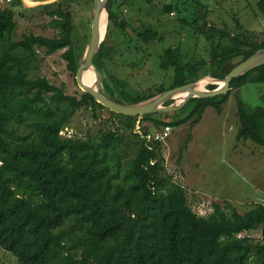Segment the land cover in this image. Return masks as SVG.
I'll return each mask as SVG.
<instances>
[{"label":"trees","instance_id":"trees-1","mask_svg":"<svg viewBox=\"0 0 264 264\" xmlns=\"http://www.w3.org/2000/svg\"><path fill=\"white\" fill-rule=\"evenodd\" d=\"M127 3L110 0L106 38L92 60L103 93L117 100H146L205 73L221 78L264 47V40L238 20L234 30L209 22L207 3L195 0L192 20L180 14L175 18L181 27H194L197 38L205 35L206 56L187 55L181 33L176 44L158 54L162 79L145 91L131 92L127 80L108 69L109 62L122 52L123 44L145 52L146 45L163 37L152 25H136L125 17L122 9ZM45 4H59L49 13L60 33H31L21 40L12 39L17 27L14 4L0 6V248L15 255L17 264H264V205L259 202L239 213L230 202L214 203L210 212L198 214L186 188L168 172L160 151L163 141L148 146L136 131L138 120L144 135L152 128L187 121L193 127L208 105L221 113V102L231 89L218 101L194 96L189 113L177 123L154 113L139 119L140 115L111 109L105 119L99 111L106 107L91 94L72 95L45 76L29 74L41 49L46 54L64 49L66 67L75 75L88 40L86 35L81 46L75 44L74 13L62 6V0L24 9L36 11ZM256 6L264 12V0H257ZM160 10L163 15L186 12L177 1L161 4ZM111 23L124 35L113 43L107 41ZM127 36H135L140 44L126 43ZM96 77L93 70L94 83ZM254 80L264 82V64L233 79L231 88ZM82 108L101 126L84 135L62 134ZM237 117V140L264 145V104L251 107L239 98ZM107 121L116 127L103 128ZM185 146L186 142L180 153ZM259 225L261 237H238Z\"/></svg>","mask_w":264,"mask_h":264},{"label":"rangeland","instance_id":"rangeland-1","mask_svg":"<svg viewBox=\"0 0 264 264\" xmlns=\"http://www.w3.org/2000/svg\"><path fill=\"white\" fill-rule=\"evenodd\" d=\"M26 1L21 0V4L19 0H0L2 7H11L12 3L14 4L13 11L17 27L12 34L13 40H21L24 35L31 33L49 36L60 33V28L52 23L53 15L49 13V11L56 10L59 4L39 5L35 11L24 8L34 7L37 3H46L52 0ZM126 1L128 3L124 4L122 9L125 17L131 19L136 25H140L141 22L152 25L153 28L159 30L160 36L163 37V40L156 39L146 45V53L144 51L137 52L135 49H125L123 44L120 47L122 52L115 56L112 63L109 62L108 69L111 73L127 80L129 91H145L153 83L162 79L163 72L157 63L158 54L163 52L168 44H176L181 33L183 48L187 55L206 56L205 35L202 34V37L197 38L192 32L194 27L186 24L181 27L175 18L180 14V16H186L192 20L195 0H154L151 4L146 0ZM176 1L182 9H186V12L175 13L172 11L171 15L161 13V4L176 3ZM200 1L207 3L210 9L208 21L212 24L234 30L236 20H238L255 38L264 40V12L258 10L257 0ZM62 3V6L69 7L74 13V41L77 46H81L85 42V36L89 37L93 18L92 0H62ZM108 23L109 18L106 21L107 26ZM121 34L122 31L114 23H111L107 41L113 43L116 39L123 38L124 35ZM124 40L127 43L131 40L135 41L137 38L133 36L130 40L127 36ZM138 43L140 44V41ZM63 50L46 54L41 49L40 56L32 64L29 74L45 76L52 83L64 86L66 92L79 95L83 91L76 85L75 75L66 67V60L62 55ZM214 79L212 74L205 73L200 81L207 85L211 84ZM239 98L251 107L264 104V82L254 80L245 83L240 88H231L228 97L221 102L222 112L219 113L215 105H208L203 112L202 119L193 127L189 121L182 122V124L177 123L189 113L192 101L175 112L154 113L157 118L167 117L173 123H177L173 125L171 134L161 142L160 151L165 157L168 172L172 173L177 183L186 188L191 208L198 214L207 213L208 207L203 206V202L207 201H211L213 204L219 203L222 206L226 202H230L239 213H244L264 198V145L249 140H237V131L240 125L237 117ZM211 99L218 101L222 98L212 97ZM173 102L179 103L180 101L174 98ZM99 113L105 119L110 116L107 108ZM141 118L140 115L139 119ZM116 122L119 124L118 120ZM100 123L99 120L93 118L90 110L82 108L69 120L61 133L84 135L88 130L96 131L101 126ZM138 123L141 125L140 120ZM113 126L115 125L110 121L102 124L103 128ZM151 132H153V128ZM128 133L125 132L124 136L127 137ZM185 142L186 146L180 153V148ZM176 176L177 178H175ZM213 204L211 205L213 206ZM262 231V225H259L249 234L253 238L261 237ZM0 264H17V258L11 252L0 248Z\"/></svg>","mask_w":264,"mask_h":264},{"label":"water","instance_id":"water-1","mask_svg":"<svg viewBox=\"0 0 264 264\" xmlns=\"http://www.w3.org/2000/svg\"><path fill=\"white\" fill-rule=\"evenodd\" d=\"M109 2L110 0H92L93 18L88 42L75 71L76 85L79 86L83 92L91 94L97 102L101 103L109 110L111 109L118 113L131 115H145L158 112L167 114L182 109V107H184L194 96L223 98L230 91V83L233 79L246 74L258 65L264 64V47H260L248 58L232 67L225 76L218 78L212 75L215 77V80L214 83L211 84L205 85L200 81L201 77L204 75L203 74L195 80L182 83V85L165 90L146 100L130 102L126 100H117L110 96L108 97L102 91L101 76L92 60H94V56L98 51L100 44L105 40L108 26L106 24L104 34L103 36H100V25L103 20H108ZM92 68L96 71L98 76L96 88L82 82L83 74ZM220 82H222V85H219ZM213 85L216 86L213 87ZM184 91L188 92L182 102H173L169 105L166 104L168 101L174 100L175 96L182 94Z\"/></svg>","mask_w":264,"mask_h":264},{"label":"built area","instance_id":"built-area-1","mask_svg":"<svg viewBox=\"0 0 264 264\" xmlns=\"http://www.w3.org/2000/svg\"><path fill=\"white\" fill-rule=\"evenodd\" d=\"M136 131H138L140 133V135L145 138L146 144L148 146H150L154 142L164 141L168 137V135L171 134L172 126L165 125L161 129L153 130V132H150V133L144 135L142 128H141V125L139 123H137ZM175 178H177V176ZM260 202L264 205V198H262L260 200ZM208 204H210V205L208 206ZM211 204H213L211 201L203 202V206L208 207L206 210L207 212H210L212 210L213 206ZM250 232H252V231L251 230H245V231L239 232L237 235H238V237H244V236L252 237L249 234Z\"/></svg>","mask_w":264,"mask_h":264},{"label":"bare ground","instance_id":"bare-ground-1","mask_svg":"<svg viewBox=\"0 0 264 264\" xmlns=\"http://www.w3.org/2000/svg\"><path fill=\"white\" fill-rule=\"evenodd\" d=\"M38 4V3H37ZM105 30H106V20H103L102 22H101V25H100V36H103V34H104V32H105ZM93 68L92 69H90V70H88L87 72H85L84 74H83V76H82V82L83 83H86V84H89V85H91L92 87H94V88H96L97 86V81H98V76H97V74H96V81H95V83H94V79H93ZM95 71V70H94ZM95 73H96V71H95ZM215 80V79H214ZM214 80H213V82H214ZM207 83L209 82V81H206ZM212 82V83H213ZM219 85H222V82H220V84ZM187 92L188 91H184L182 94H180V95H177V96H175V98L176 99H178L180 102H182L183 100H184V97L186 96V94H187Z\"/></svg>","mask_w":264,"mask_h":264}]
</instances>
